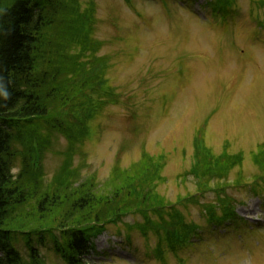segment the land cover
<instances>
[{
  "label": "rangeland",
  "instance_id": "obj_1",
  "mask_svg": "<svg viewBox=\"0 0 264 264\" xmlns=\"http://www.w3.org/2000/svg\"><path fill=\"white\" fill-rule=\"evenodd\" d=\"M182 1L188 0H169L166 10L172 14H167L159 0H130V4L80 0L83 11L93 4L90 39L102 43L97 56L111 59L101 92L110 88L119 102L94 110L88 123L95 132L78 147L73 166L84 177L94 173L102 183L114 166L126 169L137 162L142 150L166 154L165 183L158 192L172 203L195 192L191 179L184 183L179 176L191 163L192 134L212 113L207 145L218 154L226 141L231 153L243 152L242 172L249 182L256 171L248 155L264 140V9L254 8L257 0H236L222 27L228 24L227 28L220 29V17L213 14L208 0H192V16L179 8L185 6ZM204 16L209 24L200 20ZM75 46L78 51L84 47ZM83 54L81 61L89 63L91 52L84 47ZM94 94L87 93L85 99L96 103ZM65 146V139L55 136L43 161L48 177L61 161L52 152H62ZM227 194L247 228L207 225L200 206L215 202L216 196L211 192L199 196L197 205L177 208L186 223L199 226L202 239L194 238L191 248L174 252L163 248L165 264H264V193L255 197L242 186L228 189ZM135 222L141 219L126 218L119 237L113 226L107 228L93 239L95 252L85 259L90 264H161L154 253L157 238L151 232L146 237L138 231L126 235L125 224ZM251 224H257L256 230L248 228ZM39 250L48 264H63L48 250Z\"/></svg>",
  "mask_w": 264,
  "mask_h": 264
},
{
  "label": "trees",
  "instance_id": "obj_2",
  "mask_svg": "<svg viewBox=\"0 0 264 264\" xmlns=\"http://www.w3.org/2000/svg\"><path fill=\"white\" fill-rule=\"evenodd\" d=\"M211 1L224 15L234 4ZM92 8L83 11L80 0H0V88L9 94L7 99L0 95V264H48L39 247L63 264H86L89 240L128 215L142 218L126 226L128 231H151L158 238V254L163 243L171 248L190 246L196 235L195 223L184 224L176 208L166 211L171 204L157 192L159 177L147 153L127 169L114 166L102 183L95 174L84 177L72 165L74 153L88 137L94 110L106 102L117 104L110 89L101 92L111 59L98 57L102 43L90 39ZM80 44L92 54L89 63L81 61L84 47L78 51L75 46ZM88 92L100 93L107 101L92 103L85 99ZM56 133L66 146L52 152L61 161L48 177L43 161L54 147ZM250 156L257 170L252 192L257 194L256 182L264 185V142ZM243 162L241 152L224 150L214 156L203 133L195 136L187 174L196 179L198 192L217 194L218 205L202 207L209 223L236 221L225 191L245 184L240 173L228 180ZM177 201L183 207L196 203L194 198Z\"/></svg>",
  "mask_w": 264,
  "mask_h": 264
},
{
  "label": "clouds",
  "instance_id": "obj_3",
  "mask_svg": "<svg viewBox=\"0 0 264 264\" xmlns=\"http://www.w3.org/2000/svg\"><path fill=\"white\" fill-rule=\"evenodd\" d=\"M0 95H2L5 99H7L9 94L6 89L0 88Z\"/></svg>",
  "mask_w": 264,
  "mask_h": 264
}]
</instances>
